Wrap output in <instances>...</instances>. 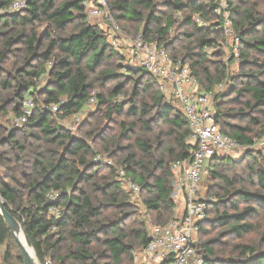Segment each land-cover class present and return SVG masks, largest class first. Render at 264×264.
Wrapping results in <instances>:
<instances>
[{"label": "clouds", "instance_id": "9594fccd", "mask_svg": "<svg viewBox=\"0 0 264 264\" xmlns=\"http://www.w3.org/2000/svg\"><path fill=\"white\" fill-rule=\"evenodd\" d=\"M75 2L67 24L47 0L0 8L31 41L2 65L25 72L0 103L28 91L0 143V264H264V202L219 225L264 194V24L243 34L264 0Z\"/></svg>", "mask_w": 264, "mask_h": 264}, {"label": "trees", "instance_id": "16d2710c", "mask_svg": "<svg viewBox=\"0 0 264 264\" xmlns=\"http://www.w3.org/2000/svg\"><path fill=\"white\" fill-rule=\"evenodd\" d=\"M14 0H0V8H9ZM31 0H29V3ZM56 0H47V3L44 7V12L42 15L48 17L49 19L52 18H58L59 22L61 24H67L70 22V19L75 15L71 9L79 7L81 13H83V5H78L75 0L70 3H66L63 8L57 12L53 13L51 16H49L50 9L55 6ZM192 3L195 4L196 0H192ZM168 7H176L179 8V5H172L171 3L167 4ZM123 10V9H122ZM22 11H33V9L30 7L28 9H24ZM20 11V12H22ZM20 12L15 13H7L4 12L2 15L4 17H7V21H11V23H30L32 21H29L27 17L21 18ZM33 20L38 19V16L33 15ZM7 21L5 23V27H7ZM264 24V20H256L252 23V26L245 30L243 34L254 36L257 34V25ZM48 28H44L43 32L41 33V39L36 42V47H40L44 38L48 35ZM0 42L6 43L7 47L4 50L2 56H0V71L3 70V78L0 79V97L3 96V93L10 92L14 89L16 86V81L20 77L21 73L25 72V68L21 67L19 69H16V74L14 75L12 71H9L6 67L2 66L6 63H8L10 60H14L17 58L18 54L22 51L21 48H13L14 45H21V44H30L31 41L29 38H27L26 34L21 33L19 35H15L13 37H9L8 32H0ZM256 44L261 45V48L258 49L259 51H264V40H258L255 41V43L248 42L249 48L256 47ZM43 55H47V53H44ZM39 56L37 54H33L31 59H38ZM249 62L245 61L242 64V67L244 64H247ZM31 64V60L27 61V65ZM5 73L7 75H5ZM51 83V82H50ZM28 91L27 85H20L18 88H16L14 94L12 96H9L7 99H3V102L0 103V113L3 112L5 115L8 113H12L17 117H20L22 115V105L17 102V98L22 99V93H25ZM27 126V124L25 125ZM0 131L7 132L8 135L4 138V140L0 143H11L13 139H15L21 132L20 127H14L11 129H8V131L2 129L0 126ZM243 201V205L240 206H233V211L231 215H226L219 218V225L220 226H230V230L235 231L236 227L241 226L239 221L243 220L247 213L250 211V208L247 207V205H250L252 203L256 202H264V194L257 193V192H244L243 196L241 197ZM223 203V202H221ZM235 220L237 223L235 225L232 224V221ZM257 255H264V253H257ZM206 260L208 258H205ZM216 261H219L220 264H240L238 261H232L229 258L225 257H216ZM256 259L255 256L250 257L249 261L254 262ZM245 264H248V262H245Z\"/></svg>", "mask_w": 264, "mask_h": 264}, {"label": "rangeland", "instance_id": "374dc122", "mask_svg": "<svg viewBox=\"0 0 264 264\" xmlns=\"http://www.w3.org/2000/svg\"><path fill=\"white\" fill-rule=\"evenodd\" d=\"M2 78H3V70L0 71V79ZM15 119H16V116L14 114L8 113L7 115H5V113L1 112L0 113V126L2 127V129L8 131V129L15 127V126H12V123H11ZM16 127H19V126H16Z\"/></svg>", "mask_w": 264, "mask_h": 264}, {"label": "built area", "instance_id": "2783aa9c", "mask_svg": "<svg viewBox=\"0 0 264 264\" xmlns=\"http://www.w3.org/2000/svg\"><path fill=\"white\" fill-rule=\"evenodd\" d=\"M13 3H22V0H14ZM12 3V4H13ZM11 7V6H10ZM25 8H20L19 11H13V12H7V13H15V12H20L22 10H24ZM20 117H17L16 119H19ZM20 127V126H19Z\"/></svg>", "mask_w": 264, "mask_h": 264}]
</instances>
